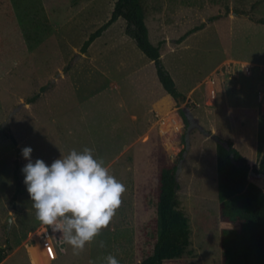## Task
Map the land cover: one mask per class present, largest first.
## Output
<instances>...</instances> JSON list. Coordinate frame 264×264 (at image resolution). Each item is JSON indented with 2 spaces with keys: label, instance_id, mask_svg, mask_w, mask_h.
<instances>
[{
  "label": "rangeland",
  "instance_id": "1",
  "mask_svg": "<svg viewBox=\"0 0 264 264\" xmlns=\"http://www.w3.org/2000/svg\"><path fill=\"white\" fill-rule=\"evenodd\" d=\"M139 1L149 40L185 97L179 107L162 100L159 114L151 107L163 91L156 69L126 35L124 20L80 51L110 18L116 0H0V250H6L0 264H47L32 240L40 223L23 184L25 147L33 149V162L48 165L73 149H93L126 187L108 228L79 256L64 243L50 264H106L110 254L119 264H135L151 252L153 187L161 161L179 162L185 132L180 108L259 166L264 0ZM212 136L190 131L178 174L177 208L190 231L183 264H222ZM14 172L21 185L15 199ZM251 180L262 188L259 179Z\"/></svg>",
  "mask_w": 264,
  "mask_h": 264
},
{
  "label": "trees",
  "instance_id": "2",
  "mask_svg": "<svg viewBox=\"0 0 264 264\" xmlns=\"http://www.w3.org/2000/svg\"><path fill=\"white\" fill-rule=\"evenodd\" d=\"M118 19L125 21L126 35L154 64L159 84L170 96L173 104L179 107L185 97L178 92L172 77L164 67L159 47L154 46L149 40L139 0H116L110 18L89 35L80 49L81 53H85L93 41ZM196 30L188 31L178 39V42L183 41ZM178 114L185 126L181 139L183 147L178 154L179 162L174 164L161 161L153 187L155 217L150 228V235L153 238L152 250L135 264H183V258L190 245L187 218L177 208L178 174L189 148L190 131L196 128L205 136L212 135L195 125L194 119L185 109H178ZM212 138L217 143L222 264H264V153L259 166L254 168L236 151L231 142L221 140L214 135ZM260 141H263L262 137ZM251 178L259 179L262 188L254 184ZM14 179L16 190L13 198L15 199L21 193L16 172ZM7 249H10L9 245ZM5 251L0 250V262L5 257Z\"/></svg>",
  "mask_w": 264,
  "mask_h": 264
},
{
  "label": "clouds",
  "instance_id": "3",
  "mask_svg": "<svg viewBox=\"0 0 264 264\" xmlns=\"http://www.w3.org/2000/svg\"><path fill=\"white\" fill-rule=\"evenodd\" d=\"M32 151L31 147L22 149L27 163L21 172L35 219L44 232L51 228L53 233H60L72 254L79 256L102 229L108 228L126 187L110 173L102 158L94 157L93 149H73L50 165L42 159L33 162ZM104 246L101 240L99 247ZM104 259L106 264H119L111 254Z\"/></svg>",
  "mask_w": 264,
  "mask_h": 264
},
{
  "label": "built area",
  "instance_id": "4",
  "mask_svg": "<svg viewBox=\"0 0 264 264\" xmlns=\"http://www.w3.org/2000/svg\"><path fill=\"white\" fill-rule=\"evenodd\" d=\"M245 72L249 71V67H242ZM258 101L262 107V113L264 116V93L259 94ZM60 233H53L51 228L44 232L41 224L36 228L33 233L32 240L41 247V250L44 254V258L47 261V264H50L52 261L57 259L58 254H62L64 242Z\"/></svg>",
  "mask_w": 264,
  "mask_h": 264
},
{
  "label": "crops",
  "instance_id": "5",
  "mask_svg": "<svg viewBox=\"0 0 264 264\" xmlns=\"http://www.w3.org/2000/svg\"><path fill=\"white\" fill-rule=\"evenodd\" d=\"M161 88H162V87H161ZM162 100H166V102H169L170 104H173V101H172V99L170 98V96L167 95V94L164 92V90H163L162 93H161V95L159 96V98L156 99V100L154 101V103L151 105L152 110H153L154 112L158 113V114H159V110L157 109V106H158V104H159ZM133 119H135V117H133Z\"/></svg>",
  "mask_w": 264,
  "mask_h": 264
},
{
  "label": "water",
  "instance_id": "6",
  "mask_svg": "<svg viewBox=\"0 0 264 264\" xmlns=\"http://www.w3.org/2000/svg\"><path fill=\"white\" fill-rule=\"evenodd\" d=\"M194 121H196V120L194 119ZM9 223H10V220H9Z\"/></svg>",
  "mask_w": 264,
  "mask_h": 264
}]
</instances>
